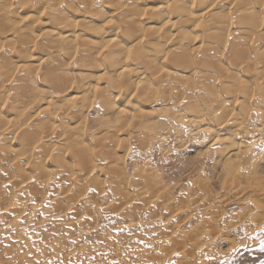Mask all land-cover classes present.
<instances>
[{"label":"bare ground","instance_id":"obj_1","mask_svg":"<svg viewBox=\"0 0 264 264\" xmlns=\"http://www.w3.org/2000/svg\"><path fill=\"white\" fill-rule=\"evenodd\" d=\"M263 131L264 0H0V221L17 213V190L69 214L74 199L58 195L69 182L159 179L173 149L189 146L193 167L171 174H193L209 195L201 204L213 199L209 179L225 184L236 172L240 191L264 195V133L256 149L242 142ZM158 206L128 211L158 217L139 242L151 243L156 262L188 264L191 237L173 233L179 220Z\"/></svg>","mask_w":264,"mask_h":264},{"label":"rangeland","instance_id":"obj_2","mask_svg":"<svg viewBox=\"0 0 264 264\" xmlns=\"http://www.w3.org/2000/svg\"><path fill=\"white\" fill-rule=\"evenodd\" d=\"M263 133L264 131L259 133L261 137H259V134H254V136L252 135L253 139L251 137L250 139L248 136L242 139L243 143L249 140L252 141H249L250 144H247V142V145L244 144L246 145V149L247 146H255L256 149L262 143L260 139ZM253 142L254 145L252 144ZM175 149H173L175 152L172 151L169 156V160H172L174 163V166H168V168L170 167V170H168L170 173L168 171L167 173L170 175L162 174L159 171V179L154 175L151 176L152 178L145 177L146 179L140 180L128 174L120 179L116 178L117 180L103 176H99L96 179H79L73 182L74 186L69 182L65 189H62L63 193L58 194L59 200L62 194L61 200L68 198L64 200L66 203L68 200L71 199L70 201H72L74 199L73 202L68 204L70 206L68 209L70 211H68L69 214L66 211L63 214L59 212L53 215L51 214L52 210H50L51 206L47 207V203L40 202V204L37 202L38 204L35 203L33 205L25 194L24 197L22 193L15 190L17 194L14 204L20 205H13V208L18 210L19 213L17 211L18 214L15 212L9 214L8 219L0 221V264H179L181 261L176 259L170 261V258L163 257L161 261L156 262L152 257L148 258L147 252L150 255L157 253L154 252V249H149L152 245L148 240L145 239V242L141 241L142 244L139 242V235H141V238L152 236L157 231L153 226V222L157 221L158 217H156L157 215L150 217V210L148 209L145 212L139 211L140 214L139 212H134L135 214L133 215L128 213V211L138 207L154 208L155 205L161 206V210L164 206H166V210L172 209L171 212H167L166 210H162V212L163 215L168 214L166 215L168 216L167 219L172 218V221L179 220L176 221L177 223L173 222V233L176 232L178 235L184 233L191 237L186 241V244L191 245L190 247L193 248L196 254H193V257L189 258L188 264H264V251L260 250L261 242L264 241V195L255 194L250 196V192L244 193L240 191L244 183L240 172H236L234 179L228 178V184L227 182L225 184H214L216 181L214 182V180L209 179L213 183L211 184L212 189L214 187L210 193H212V198L215 200L211 199L210 203L205 202L207 205L203 203L204 208L201 203L209 195L208 193L200 192L201 188L199 187V189L197 185L194 186L193 184L192 186L191 182L196 177L193 178V174H186V171L184 174L176 178L174 177V179L171 174L173 172H180V170L183 171L185 168V170H190L193 167V159L196 157L197 149L190 146L189 148ZM259 151H263L258 156L261 159L259 160V166L264 167L262 166V164L264 165V155H262L264 154V148H261ZM125 162L127 163L126 167L130 169L129 160ZM155 162L157 161L155 160ZM188 162L190 163L188 164L189 167L187 166ZM148 167L152 168L153 165L149 164ZM156 167L161 168V165H157ZM154 181L159 184L154 185ZM93 182H95L96 186ZM237 184L238 186H236ZM142 185L148 187L154 186L153 188L156 189L159 185V191L152 189L153 192L151 193L150 189L152 187H149V189ZM184 185L185 187H181ZM240 185H242L241 189ZM260 185L264 186V182L262 181ZM120 187L121 191L119 190ZM234 187L239 188L235 190ZM232 188L234 189L231 190ZM229 189L230 195L228 194ZM64 191H66L65 194ZM144 191L147 192L145 193ZM219 191L221 192L218 193ZM147 195H151V197ZM204 195L206 196L204 197ZM216 195L218 197H215ZM18 196L24 198L20 199ZM55 196L50 197L49 200L58 199ZM163 200L165 201L162 202ZM196 200L199 204H197ZM211 202H213V205ZM21 204L24 206L23 209ZM256 204L262 205V209L261 207H257ZM20 208L22 211H20ZM174 208L175 210H173ZM4 210L1 209L0 211L4 213ZM74 212L78 214V217L74 218V220H68L69 217L72 218L71 215ZM15 214L17 215L14 216ZM209 214H211V219ZM250 214L252 216L255 214L259 215L260 220H252ZM204 215L206 217L202 219ZM212 215H214V218ZM199 216H201V219L198 218ZM240 218L244 222L238 221ZM208 219H213L217 223L216 227L208 228L205 226V222ZM199 221L202 225L199 224ZM245 227L246 229H244ZM194 230H196L195 234L192 233ZM198 230L199 232H197ZM195 235H197L196 238Z\"/></svg>","mask_w":264,"mask_h":264},{"label":"snow or ice","instance_id":"obj_3","mask_svg":"<svg viewBox=\"0 0 264 264\" xmlns=\"http://www.w3.org/2000/svg\"><path fill=\"white\" fill-rule=\"evenodd\" d=\"M261 251H264V241L261 242Z\"/></svg>","mask_w":264,"mask_h":264}]
</instances>
